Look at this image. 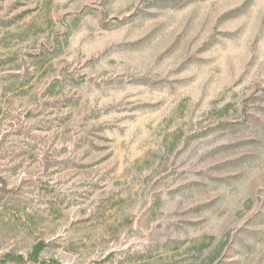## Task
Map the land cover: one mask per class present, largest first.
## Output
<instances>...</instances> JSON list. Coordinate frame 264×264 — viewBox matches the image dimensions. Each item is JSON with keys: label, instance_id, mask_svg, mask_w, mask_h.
<instances>
[{"label": "rangeland", "instance_id": "374dc122", "mask_svg": "<svg viewBox=\"0 0 264 264\" xmlns=\"http://www.w3.org/2000/svg\"><path fill=\"white\" fill-rule=\"evenodd\" d=\"M52 261L264 264V0H0V264Z\"/></svg>", "mask_w": 264, "mask_h": 264}, {"label": "trees", "instance_id": "16d2710c", "mask_svg": "<svg viewBox=\"0 0 264 264\" xmlns=\"http://www.w3.org/2000/svg\"><path fill=\"white\" fill-rule=\"evenodd\" d=\"M37 253H38V249H36L29 257L32 258L33 256H36ZM6 258H11L13 260H21L24 258V255L23 254H17V255L7 254ZM44 264H46V263H44ZM48 264H58V263H56L55 261H52Z\"/></svg>", "mask_w": 264, "mask_h": 264}]
</instances>
